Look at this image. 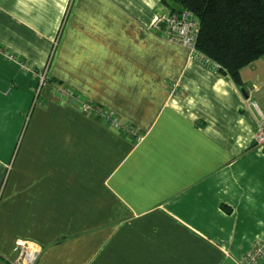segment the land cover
Segmentation results:
<instances>
[{"label": "crops", "instance_id": "crops-1", "mask_svg": "<svg viewBox=\"0 0 264 264\" xmlns=\"http://www.w3.org/2000/svg\"><path fill=\"white\" fill-rule=\"evenodd\" d=\"M165 7L0 0V264L17 240L36 264H238L264 240V55L237 83L153 27Z\"/></svg>", "mask_w": 264, "mask_h": 264}, {"label": "trees", "instance_id": "trees-1", "mask_svg": "<svg viewBox=\"0 0 264 264\" xmlns=\"http://www.w3.org/2000/svg\"><path fill=\"white\" fill-rule=\"evenodd\" d=\"M199 22L196 47L241 83L243 67L264 55V0H162ZM264 152V146H263Z\"/></svg>", "mask_w": 264, "mask_h": 264}, {"label": "built area", "instance_id": "built-area-1", "mask_svg": "<svg viewBox=\"0 0 264 264\" xmlns=\"http://www.w3.org/2000/svg\"><path fill=\"white\" fill-rule=\"evenodd\" d=\"M153 27L161 29L167 40L178 43L189 50V57L204 66L211 68L213 71L219 70V65L211 60L208 56L199 51L196 47V39L199 30V22L196 16L188 10H170L165 7L159 12L153 22ZM9 59H14L8 55ZM21 69L31 71L27 64H21ZM38 75V85L35 88L37 94L40 86L46 82V70L36 72ZM61 99H77V106L82 112L91 111L93 115L103 123L113 127H122L118 118L112 111L107 108L94 106L83 98L75 95V92L69 88H60ZM123 129L133 134L132 129L123 126ZM255 145L264 146V121L259 122L257 131L254 136ZM16 256L9 261V264H36L40 247L28 240H17L15 242ZM238 264H264V240H257L251 248L244 254Z\"/></svg>", "mask_w": 264, "mask_h": 264}, {"label": "water", "instance_id": "water-1", "mask_svg": "<svg viewBox=\"0 0 264 264\" xmlns=\"http://www.w3.org/2000/svg\"><path fill=\"white\" fill-rule=\"evenodd\" d=\"M242 91L244 92V90L242 89Z\"/></svg>", "mask_w": 264, "mask_h": 264}]
</instances>
